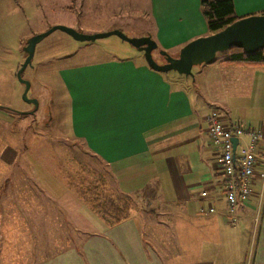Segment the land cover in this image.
Wrapping results in <instances>:
<instances>
[{
    "label": "crops",
    "instance_id": "1",
    "mask_svg": "<svg viewBox=\"0 0 264 264\" xmlns=\"http://www.w3.org/2000/svg\"><path fill=\"white\" fill-rule=\"evenodd\" d=\"M10 1L0 0V31L7 25L5 14L11 19L17 6V24L9 25L16 30L21 25L17 37L23 49L28 15L23 16L17 0V5ZM233 2L239 17L264 14V0ZM149 5L155 29L136 36L150 34L158 49L177 54L189 41L209 34L201 0H149ZM1 48L8 45L0 37ZM142 54L68 65L60 76L70 98L74 137L114 171L118 194L146 197L151 207L135 205L129 219L112 226L100 217L92 219L90 227H74L85 230L84 235L74 233L55 252L42 248V255L35 257L30 224L46 228V222H58L64 193L54 172L35 170L29 157L13 158L5 163L13 174L8 168L0 170V264H264L261 181H255L254 195L240 206L238 224L230 225L217 166L220 149L205 121L212 109H220L226 121L261 130L264 148V65L234 64L225 58L214 63L206 74V86H214L208 94L214 104L204 112L207 101L198 105L179 83L177 71H157ZM0 120L9 130L0 139L11 147L7 139L13 134L12 117ZM5 159L0 158V169ZM16 162H25L24 168ZM205 189L207 199L200 195ZM210 203L217 213L204 211Z\"/></svg>",
    "mask_w": 264,
    "mask_h": 264
},
{
    "label": "rangeland",
    "instance_id": "2",
    "mask_svg": "<svg viewBox=\"0 0 264 264\" xmlns=\"http://www.w3.org/2000/svg\"><path fill=\"white\" fill-rule=\"evenodd\" d=\"M10 2L17 5L16 0ZM17 2L22 6L20 9L23 16L26 13L29 19L28 37L24 39L26 40L24 45L31 36L58 24L85 33L103 32L120 27L119 29L131 37L145 30L155 29L149 13V0H17ZM39 2L45 5L40 7ZM49 2L50 6H47ZM17 12L15 6L11 19L10 14H5V18L8 19L7 25L0 31L2 41L8 45L5 50L0 49V119L12 117L13 128L11 139H7V143L12 142L11 147L8 145L4 147L5 141L0 139V158H6L4 167L0 170L8 168L9 173L13 174L12 166H5V163H13V158L17 157H29L34 162L35 170L39 169L45 175L54 172L60 178L64 193V196H61V214L58 222L55 224L46 222L48 225L46 228L33 222L30 224L32 233L29 239L32 241L29 243H33L32 250L37 257L42 255V248L45 253H53L74 239V233L85 234V230L76 231L74 227H90L92 219L98 221V216L74 191V187L76 189L84 187L85 190L93 187L92 195L95 196L110 193L115 196L121 195L117 191L114 171L89 152L85 143L75 138L72 133L70 98L60 76L61 68L102 59L135 58L142 52L117 35L93 41H78L62 30L53 31L36 45L32 61L22 73V77L31 84L28 97L38 100L36 108L23 97L25 84L17 76V71L27 55L24 47L18 48L17 32L22 29L21 25L17 26V30L13 29L17 24L15 21ZM10 21L13 28L9 25ZM153 53L161 62L158 50ZM227 56V50L218 52L213 61L195 65L193 75L177 74V77L181 78L179 83L189 91L197 104L207 101L204 112L214 104L210 103L208 98L209 91L214 86H210L211 83L206 86L209 83L206 74L208 75L207 72L214 63ZM216 89L215 95L219 96ZM218 106L224 108L220 104ZM2 123L0 120V136L5 137L3 132L9 134V130ZM19 165L24 168L25 162H20ZM32 167H29L30 172ZM70 189L72 193L68 194L71 192ZM69 195L74 198L71 199ZM133 197L135 205L151 207L148 203L150 200L146 197L141 198L140 195ZM57 201L55 197L56 206ZM12 232V245L15 246V231Z\"/></svg>",
    "mask_w": 264,
    "mask_h": 264
},
{
    "label": "water",
    "instance_id": "3",
    "mask_svg": "<svg viewBox=\"0 0 264 264\" xmlns=\"http://www.w3.org/2000/svg\"><path fill=\"white\" fill-rule=\"evenodd\" d=\"M62 30L78 41H93L99 38L117 35L122 40L129 42L139 51H142L148 65L160 72L177 71L184 75H193V67L213 61L218 52L228 51L232 47L242 48L247 53H253L264 49V14H253L234 21L225 28L197 37L183 45L177 54H171L165 49H158V43L150 34L142 36H128L121 29L114 28L103 32L85 33L73 27L58 24L50 29L31 36L24 51L26 58L17 71V76L25 84L23 97L38 107L36 98H29L28 91L31 87L30 81L22 77L24 69L30 65L35 53L36 45L55 30ZM158 50L163 61L154 57V51ZM24 114V113H23ZM234 149L238 139L233 137Z\"/></svg>",
    "mask_w": 264,
    "mask_h": 264
},
{
    "label": "built area",
    "instance_id": "4",
    "mask_svg": "<svg viewBox=\"0 0 264 264\" xmlns=\"http://www.w3.org/2000/svg\"><path fill=\"white\" fill-rule=\"evenodd\" d=\"M208 135L219 147L217 166L222 174L221 189L226 201V215L229 224H238V210L254 195L253 184L261 181L264 192V148L260 145L262 131L242 121L229 122L220 109H212L206 116ZM233 137L238 139L234 149ZM203 199L209 197L205 189L200 193ZM206 213H217L213 204H208Z\"/></svg>",
    "mask_w": 264,
    "mask_h": 264
},
{
    "label": "trees",
    "instance_id": "5",
    "mask_svg": "<svg viewBox=\"0 0 264 264\" xmlns=\"http://www.w3.org/2000/svg\"><path fill=\"white\" fill-rule=\"evenodd\" d=\"M201 8L209 34L219 31L241 18L236 15L233 0H201ZM224 61L261 66L264 65V49L247 53L242 48L232 47L228 50V56ZM92 188L85 190L84 187L82 189L74 187V191L108 225H116L130 218L135 206L132 196H115L113 193L95 196L92 195Z\"/></svg>",
    "mask_w": 264,
    "mask_h": 264
},
{
    "label": "flooded vegetation",
    "instance_id": "6",
    "mask_svg": "<svg viewBox=\"0 0 264 264\" xmlns=\"http://www.w3.org/2000/svg\"><path fill=\"white\" fill-rule=\"evenodd\" d=\"M161 56V55H160ZM158 60V59H157ZM161 61H163V58H162V56H161Z\"/></svg>",
    "mask_w": 264,
    "mask_h": 264
}]
</instances>
